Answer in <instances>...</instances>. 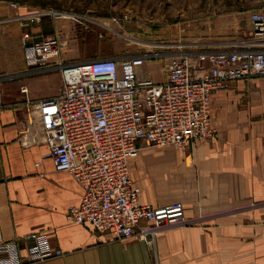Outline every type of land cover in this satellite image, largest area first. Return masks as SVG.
<instances>
[{"label": "crops", "instance_id": "0c3cea01", "mask_svg": "<svg viewBox=\"0 0 264 264\" xmlns=\"http://www.w3.org/2000/svg\"><path fill=\"white\" fill-rule=\"evenodd\" d=\"M19 15L24 14L14 12L9 18ZM36 18L29 20L26 28L14 21L10 31L0 29V44L4 42L0 76L7 77L3 82L5 107L0 110V233L4 240L18 239L25 258L32 245L28 237L46 233L52 247L63 256L36 264H226L221 246L239 247L242 238L241 231L236 238H227L225 223L197 222L192 227L160 232L151 250L136 238L115 241L109 234L68 222V210L80 203L82 187L69 173L55 171L45 142L33 146L19 143L28 123L21 87H28L34 101L54 98L62 87L60 82L56 89L41 95L33 82L44 77L27 75L21 47L24 35L32 42L51 36L68 41L59 19L41 22ZM246 42L239 48H247ZM213 45L223 49L233 46ZM211 119L216 137L197 142L192 151L159 149L163 152L154 158L152 169L146 167L144 155L129 162L130 178L141 191L139 205L158 209L180 204L185 208L184 217L206 215L204 220H210L248 210L226 209L227 204L246 205L250 197H264V78L235 81L214 93ZM146 174L152 179H146ZM230 256L234 264L249 261L247 255Z\"/></svg>", "mask_w": 264, "mask_h": 264}, {"label": "built area", "instance_id": "2783aa9c", "mask_svg": "<svg viewBox=\"0 0 264 264\" xmlns=\"http://www.w3.org/2000/svg\"><path fill=\"white\" fill-rule=\"evenodd\" d=\"M49 16L58 19L57 13ZM249 20L253 40L247 48L227 46L170 58L161 82L151 72L144 75L145 57L68 64L62 60L67 40L22 38L28 74L59 71L62 87L58 96L40 101L31 100L28 87H21L28 123L19 143L45 142L55 171L69 173L82 187L80 203L68 210L69 223L109 234L115 241L145 242L184 222L180 204L158 209L139 205L141 191L130 178L129 162L144 147L190 152L197 142L214 138L212 95L235 81L264 78V15L254 13ZM112 21L125 23L128 17ZM6 79L0 76V110L5 107ZM28 239L32 245L23 258L20 241H5L0 233V264H36L63 256L46 233Z\"/></svg>", "mask_w": 264, "mask_h": 264}, {"label": "rangeland", "instance_id": "374dc122", "mask_svg": "<svg viewBox=\"0 0 264 264\" xmlns=\"http://www.w3.org/2000/svg\"><path fill=\"white\" fill-rule=\"evenodd\" d=\"M14 12L24 15L9 18ZM50 13L58 14L66 30L69 46L62 60L84 62L103 57H145L144 75L151 72L156 81H162L170 58L222 50L213 45L216 43L240 47L242 42L253 40L249 18L254 13L264 15V0H0V29L10 31L14 21L26 28L34 16L41 22L49 21L52 20ZM123 16L128 17L125 23L112 21ZM3 46L4 42L0 44ZM27 75L44 77L33 82L41 95L62 83L59 71ZM160 152L163 150L144 147L138 157L144 155L146 167L152 169L154 158ZM146 179L152 178L146 174ZM239 207L248 210L210 220H204L206 215L195 219L185 215L182 224L169 229L192 227L197 222L225 223L227 238H236L239 231L242 238L239 247L221 246L225 248L226 264H234L230 256L233 253L247 255L249 261L242 264H264V197H250L246 205H226V209ZM169 229L157 232L153 239L148 237L145 243L153 250L158 233Z\"/></svg>", "mask_w": 264, "mask_h": 264}, {"label": "bare ground", "instance_id": "6f19581e", "mask_svg": "<svg viewBox=\"0 0 264 264\" xmlns=\"http://www.w3.org/2000/svg\"><path fill=\"white\" fill-rule=\"evenodd\" d=\"M213 105V104H212ZM212 120V119H211ZM213 126V125H212ZM153 149V148H152ZM130 165H131V163H130ZM13 204V203H12ZM20 239V238H19Z\"/></svg>", "mask_w": 264, "mask_h": 264}]
</instances>
